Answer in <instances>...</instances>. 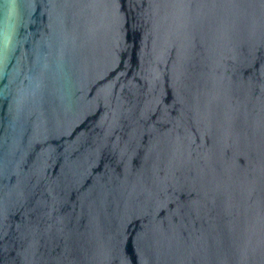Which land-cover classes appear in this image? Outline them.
Segmentation results:
<instances>
[{"label":"water","instance_id":"1","mask_svg":"<svg viewBox=\"0 0 264 264\" xmlns=\"http://www.w3.org/2000/svg\"><path fill=\"white\" fill-rule=\"evenodd\" d=\"M0 264H264V0H0Z\"/></svg>","mask_w":264,"mask_h":264}]
</instances>
